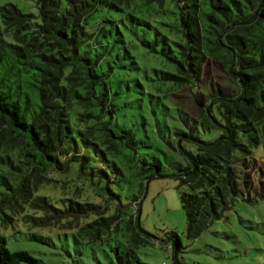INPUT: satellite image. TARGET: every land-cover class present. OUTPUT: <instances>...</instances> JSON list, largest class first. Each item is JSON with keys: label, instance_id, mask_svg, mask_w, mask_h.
I'll list each match as a JSON object with an SVG mask.
<instances>
[{"label": "trees", "instance_id": "16d2710c", "mask_svg": "<svg viewBox=\"0 0 264 264\" xmlns=\"http://www.w3.org/2000/svg\"><path fill=\"white\" fill-rule=\"evenodd\" d=\"M29 1L35 13L0 4V207L28 171L59 165L78 146L86 159L101 161L97 175L107 170L113 183L134 174L141 192L145 181L162 176L164 162L141 156L145 142L116 120L126 98L143 96L173 120L159 132L170 135L176 155L166 165L181 187L186 239L245 199L237 168L253 162L264 145V0ZM209 63L224 79L204 91ZM183 89L196 114L179 104ZM72 112L83 116L81 126L70 122ZM206 131L214 137L204 139ZM127 204L134 212L126 217L129 206L119 204L73 231L75 244L89 246L96 264L103 262L95 248L112 264H145L135 251L148 240L138 222L139 195ZM120 229L129 233V246L116 247L113 258L102 246ZM163 235L171 264H182L179 234ZM29 238L46 242L34 233ZM39 263L25 249L9 250L0 234V264Z\"/></svg>", "mask_w": 264, "mask_h": 264}, {"label": "rangeland", "instance_id": "374dc122", "mask_svg": "<svg viewBox=\"0 0 264 264\" xmlns=\"http://www.w3.org/2000/svg\"><path fill=\"white\" fill-rule=\"evenodd\" d=\"M6 1L15 2L24 11L36 12L29 0H0V4ZM223 79L221 68L209 63L202 78L207 83L202 88L214 89ZM196 94L199 99H205L199 92ZM192 97L187 89L177 96L180 105L190 114H196ZM157 108L147 96L126 98L116 112V120L145 142L140 147L141 156L150 159L156 155L164 162L162 176L145 181L141 192L140 177L127 174L128 170L121 180L113 183L109 171L106 170L107 176L97 175L104 169L101 161L86 159V152L78 146L79 152L60 157L59 165L28 171L17 193L0 207V234L6 237L8 249H25L40 260L39 264H79L80 261L96 264L89 246L75 244L73 231L94 218L113 214L119 204L126 206L139 195L138 222L148 240L135 251L145 264H171L167 242L162 241L164 232L171 230L179 234L184 246L180 253L182 264H263L264 145L255 152L253 162L237 168L245 199L239 197L223 219L189 241L184 234L181 187L173 176L172 164L166 165V160H175L176 155L168 144L170 135L159 132L163 124L172 127L173 120ZM81 119L80 113L72 112V124L81 126L84 123ZM201 135L210 139L214 132ZM128 206L123 217L134 212L133 204ZM32 233L44 237L46 242L30 239ZM128 238L129 233L124 229L112 231L102 248L114 258L116 247L125 250L129 246ZM95 255L103 264H112L101 248H95Z\"/></svg>", "mask_w": 264, "mask_h": 264}]
</instances>
